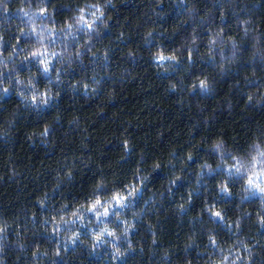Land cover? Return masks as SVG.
Segmentation results:
<instances>
[{
  "label": "trees",
  "instance_id": "16d2710c",
  "mask_svg": "<svg viewBox=\"0 0 264 264\" xmlns=\"http://www.w3.org/2000/svg\"><path fill=\"white\" fill-rule=\"evenodd\" d=\"M257 143L264 0H0V264H264Z\"/></svg>",
  "mask_w": 264,
  "mask_h": 264
},
{
  "label": "snow or ice",
  "instance_id": "6c2138e0",
  "mask_svg": "<svg viewBox=\"0 0 264 264\" xmlns=\"http://www.w3.org/2000/svg\"><path fill=\"white\" fill-rule=\"evenodd\" d=\"M79 19L83 21L82 16ZM84 23L87 24V21H84ZM88 27L90 28L91 25H88ZM212 43H215V41H212ZM33 55L36 56V55H39V53L34 52ZM165 59H166L165 56L163 55L159 56V60L163 61ZM167 59L175 60L176 58L174 56H171V57H167ZM41 63L45 64L44 72L47 73L49 71L47 67L48 62L41 61ZM200 87L202 89L207 88V84L205 83V81L203 80L200 81ZM5 91H7V89H5ZM32 102L34 104L36 103V96H33ZM44 102L46 103L47 101L45 100ZM44 134L45 135L47 134V130H45ZM219 147L220 146L217 145V148ZM232 159H233L234 165L233 167H230L228 169L229 173L232 174L234 172L237 177L245 179L248 189L252 190L253 195H256L258 193L261 197H264V181L261 180V177L264 176V144L257 143L253 145L252 151L248 153L246 157L234 156L232 157ZM221 190L227 192L228 185L227 184L223 185ZM134 191L135 190L133 189V192L130 193V195L134 194ZM112 199L115 201L117 205L123 207L124 206L123 202L127 199V196H121L117 194L113 196ZM101 205H102V201L97 199L92 204L90 211L97 212L98 207ZM97 215L99 218V213H97ZM103 215L105 217L109 215L107 207H104ZM214 215L216 217H220L221 214L219 212H215ZM260 223L262 226H264V217L260 219ZM0 231H3V229H0ZM104 231L107 232L109 236L115 235V233L113 232H108L107 229H105ZM102 236H103V233L94 237L97 243L100 242V240L102 239ZM213 243L215 242L213 241ZM57 255H59V253H57Z\"/></svg>",
  "mask_w": 264,
  "mask_h": 264
},
{
  "label": "clouds",
  "instance_id": "9594fccd",
  "mask_svg": "<svg viewBox=\"0 0 264 264\" xmlns=\"http://www.w3.org/2000/svg\"><path fill=\"white\" fill-rule=\"evenodd\" d=\"M261 180L264 181V176L261 177ZM103 214V213H102Z\"/></svg>",
  "mask_w": 264,
  "mask_h": 264
}]
</instances>
